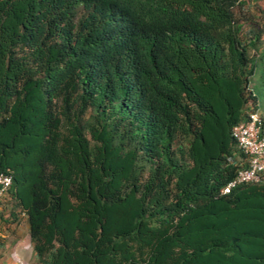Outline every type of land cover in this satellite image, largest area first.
Masks as SVG:
<instances>
[{
  "label": "trees",
  "instance_id": "obj_1",
  "mask_svg": "<svg viewBox=\"0 0 264 264\" xmlns=\"http://www.w3.org/2000/svg\"><path fill=\"white\" fill-rule=\"evenodd\" d=\"M244 5L0 0V221L38 264H264V175L219 193L257 111Z\"/></svg>",
  "mask_w": 264,
  "mask_h": 264
},
{
  "label": "built area",
  "instance_id": "obj_2",
  "mask_svg": "<svg viewBox=\"0 0 264 264\" xmlns=\"http://www.w3.org/2000/svg\"><path fill=\"white\" fill-rule=\"evenodd\" d=\"M230 137L245 158V167L220 189L221 195L232 188L248 183H257L264 175V121L257 111L247 112L246 118L230 128ZM10 177L0 175V200L9 188Z\"/></svg>",
  "mask_w": 264,
  "mask_h": 264
},
{
  "label": "crops",
  "instance_id": "obj_3",
  "mask_svg": "<svg viewBox=\"0 0 264 264\" xmlns=\"http://www.w3.org/2000/svg\"><path fill=\"white\" fill-rule=\"evenodd\" d=\"M2 207L3 204L0 211L6 219L10 214ZM18 214L15 222L10 220L9 223L6 221L2 224L0 221V264H38L27 235L24 216L20 212Z\"/></svg>",
  "mask_w": 264,
  "mask_h": 264
},
{
  "label": "rangeland",
  "instance_id": "obj_4",
  "mask_svg": "<svg viewBox=\"0 0 264 264\" xmlns=\"http://www.w3.org/2000/svg\"><path fill=\"white\" fill-rule=\"evenodd\" d=\"M243 1L245 5L242 7V12L239 14V19L242 20L243 31L249 29H258L261 34L260 44L257 46V51L249 52V55L259 57L264 52L262 43L264 42V0H238ZM264 55V54H263ZM261 56L259 61L255 62V69L249 82V89L252 91L257 100V113L264 118V56ZM7 197V196H6Z\"/></svg>",
  "mask_w": 264,
  "mask_h": 264
}]
</instances>
